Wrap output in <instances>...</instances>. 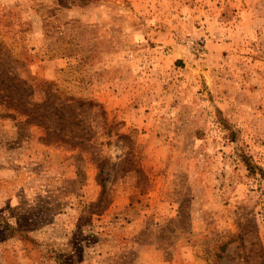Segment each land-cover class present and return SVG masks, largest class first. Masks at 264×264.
<instances>
[{
    "label": "rangeland",
    "instance_id": "1",
    "mask_svg": "<svg viewBox=\"0 0 264 264\" xmlns=\"http://www.w3.org/2000/svg\"><path fill=\"white\" fill-rule=\"evenodd\" d=\"M0 264H264V0H0Z\"/></svg>",
    "mask_w": 264,
    "mask_h": 264
}]
</instances>
